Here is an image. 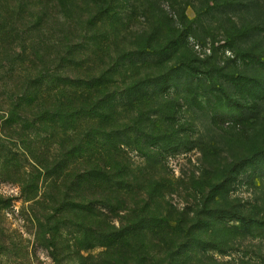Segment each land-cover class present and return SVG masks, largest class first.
Here are the masks:
<instances>
[{
    "label": "trees",
    "instance_id": "1",
    "mask_svg": "<svg viewBox=\"0 0 264 264\" xmlns=\"http://www.w3.org/2000/svg\"><path fill=\"white\" fill-rule=\"evenodd\" d=\"M80 3L90 10L76 18L79 11L71 8L80 5L81 10ZM145 3L0 0V105L7 113L4 125L14 130L6 136L18 132L23 144L30 141L23 150L41 170L22 182L26 191L38 193L44 174L50 181L52 210L77 216L79 222L70 220V224L82 234L71 244L62 241L60 226L55 228L51 249L59 264H223L206 253L208 248L222 247L212 234L207 239L208 230L214 233L215 228L225 227L227 217L244 219L237 210L226 209L198 210L204 214L202 220L189 211L179 218L164 217L168 212L162 211L158 200L165 187L161 181L151 185L146 199L140 198L145 187L135 185L138 178L130 175L132 169L120 145L132 144L148 156L152 145L167 147L164 142L182 130L169 123L175 121L178 105L162 93L178 87L181 76L199 78L198 73L208 76L213 83L209 90L224 95L230 105L244 107L242 98L248 95L241 83L244 74L226 73V67H221L217 77L204 62L196 64L187 45L192 25L185 24L184 14L173 19L165 14L160 0ZM228 5L218 3L215 9L239 10ZM253 14L255 21L247 24L230 19L233 31L238 36L242 33L240 40L254 32L264 40V26L257 23L264 15H257L256 9ZM139 16L147 23L132 34L137 49L120 48L121 35ZM242 56L264 69V53L258 57L242 51ZM230 85L241 99L228 94ZM236 117L240 114L216 111L213 124L224 127ZM171 127L174 132L166 135ZM51 140L59 141V152L52 156ZM218 180L223 177L219 175ZM222 191L220 184L213 185L210 194H204L205 201L227 199ZM124 193L130 194V202ZM112 216L119 217V225L112 223ZM94 248L105 250L97 258L81 255V249Z\"/></svg>",
    "mask_w": 264,
    "mask_h": 264
},
{
    "label": "rangeland",
    "instance_id": "2",
    "mask_svg": "<svg viewBox=\"0 0 264 264\" xmlns=\"http://www.w3.org/2000/svg\"><path fill=\"white\" fill-rule=\"evenodd\" d=\"M218 3L219 6L234 4L239 10L237 13L228 10L220 12L215 9ZM80 4L81 10L80 5L71 8L79 11L75 12L76 18L90 10ZM159 4L170 18L177 19L184 14L187 17L185 24L192 25V29H188L187 45L196 57V64L204 62L209 70L214 69V76L219 75L221 67H226V73L244 74L241 78L245 80L241 83L248 95L242 98L244 107H236L228 104L224 95L209 90L213 83L208 76L198 73L199 78L185 79L181 76L178 87L171 86L162 94L178 105L175 121L169 123L182 130L177 131V135L174 133L173 140L164 142L167 147L152 145L148 156L132 144H121V154L127 158L132 169L133 174L130 175L138 178L135 185L138 183L137 187H145L139 193L143 194L140 198H147L146 191L154 182L164 184L163 196L158 198L162 202V211L168 212L164 217L179 218L185 211L194 217L199 215L198 210L203 212L207 209L237 210L243 215L244 219L227 217L224 219L225 227L215 228L214 233L208 230L207 239L213 236L222 243L221 249L208 248V255L223 264H264V69L255 60L242 56V51L262 56L264 40L257 32L240 40L242 33L238 36L230 21L233 19L238 25L254 22L253 9H256L257 15H264V0H255V3L254 0H160ZM71 16L74 17L73 12ZM145 20L143 16L133 20L117 45L135 50L132 34L146 26ZM257 23L264 26V20ZM69 38L74 39L72 36ZM167 66L166 73L170 69V65ZM4 72L2 70L1 74ZM169 74L172 75L171 72ZM250 76L254 78L252 81L248 79ZM219 80L224 82L223 78ZM228 94H233L234 99H241V93L233 85L229 86ZM166 110L170 111L171 106L168 105ZM216 111L239 113L240 117L220 127L213 124ZM5 113L0 105V264H59L51 249L56 238L54 230L60 226L62 241L75 244L82 234L78 226L70 224V220L79 222L78 218L52 210L54 205L48 199L50 181L44 174L39 178L38 193L25 190L22 179L29 182L40 169L31 155L23 150L30 141L23 144L18 132L13 133V137L6 136L14 130L10 131L4 125ZM173 127L166 135L174 132ZM139 136L143 137V133ZM48 142L52 144L50 155L58 153L59 141ZM44 143L46 148L47 142ZM219 175L223 180H218ZM215 184H220L227 199L205 201L204 194H210ZM125 195L130 202V194ZM140 198H136L137 203ZM121 212L118 211V214L124 215ZM199 218L202 220L204 214ZM119 221V217L112 216V223L119 225ZM104 250L81 249V255L97 258Z\"/></svg>",
    "mask_w": 264,
    "mask_h": 264
}]
</instances>
